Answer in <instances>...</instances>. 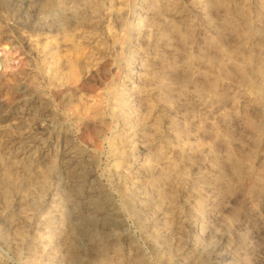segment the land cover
I'll list each match as a JSON object with an SVG mask.
<instances>
[{
  "label": "rangeland",
  "instance_id": "obj_1",
  "mask_svg": "<svg viewBox=\"0 0 264 264\" xmlns=\"http://www.w3.org/2000/svg\"><path fill=\"white\" fill-rule=\"evenodd\" d=\"M41 1L0 0V264H264V0Z\"/></svg>",
  "mask_w": 264,
  "mask_h": 264
},
{
  "label": "bare ground",
  "instance_id": "obj_2",
  "mask_svg": "<svg viewBox=\"0 0 264 264\" xmlns=\"http://www.w3.org/2000/svg\"><path fill=\"white\" fill-rule=\"evenodd\" d=\"M59 3V2H58ZM59 6L57 4V1L54 0H47V1H41L38 4V7L40 8L41 11L50 12L55 9V7ZM60 7V6H59ZM11 43L8 42L7 40H0V50L4 52H8L11 49ZM2 61L0 60V67H1Z\"/></svg>",
  "mask_w": 264,
  "mask_h": 264
}]
</instances>
